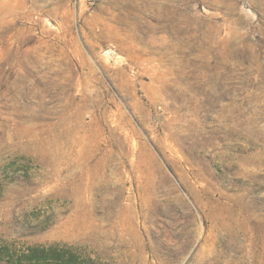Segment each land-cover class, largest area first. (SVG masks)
<instances>
[{
  "label": "rangeland",
  "instance_id": "374dc122",
  "mask_svg": "<svg viewBox=\"0 0 264 264\" xmlns=\"http://www.w3.org/2000/svg\"><path fill=\"white\" fill-rule=\"evenodd\" d=\"M0 264H264V0H0Z\"/></svg>",
  "mask_w": 264,
  "mask_h": 264
},
{
  "label": "bare ground",
  "instance_id": "6f19581e",
  "mask_svg": "<svg viewBox=\"0 0 264 264\" xmlns=\"http://www.w3.org/2000/svg\"><path fill=\"white\" fill-rule=\"evenodd\" d=\"M26 116V115H25Z\"/></svg>",
  "mask_w": 264,
  "mask_h": 264
}]
</instances>
